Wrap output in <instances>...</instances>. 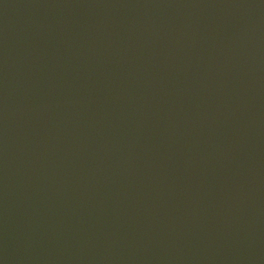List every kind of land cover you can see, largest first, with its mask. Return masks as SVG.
<instances>
[{
    "label": "water",
    "instance_id": "1",
    "mask_svg": "<svg viewBox=\"0 0 264 264\" xmlns=\"http://www.w3.org/2000/svg\"><path fill=\"white\" fill-rule=\"evenodd\" d=\"M0 264H264V0H0Z\"/></svg>",
    "mask_w": 264,
    "mask_h": 264
}]
</instances>
